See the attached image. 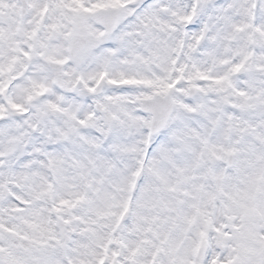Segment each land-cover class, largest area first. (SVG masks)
I'll return each mask as SVG.
<instances>
[{
	"label": "snow or ice",
	"instance_id": "snow-or-ice-1",
	"mask_svg": "<svg viewBox=\"0 0 264 264\" xmlns=\"http://www.w3.org/2000/svg\"><path fill=\"white\" fill-rule=\"evenodd\" d=\"M0 264H264V0H0Z\"/></svg>",
	"mask_w": 264,
	"mask_h": 264
}]
</instances>
